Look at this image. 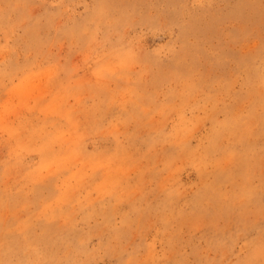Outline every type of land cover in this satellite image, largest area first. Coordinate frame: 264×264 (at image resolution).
Returning a JSON list of instances; mask_svg holds the SVG:
<instances>
[{"label": "rangeland", "instance_id": "1", "mask_svg": "<svg viewBox=\"0 0 264 264\" xmlns=\"http://www.w3.org/2000/svg\"><path fill=\"white\" fill-rule=\"evenodd\" d=\"M0 264H264V0H0Z\"/></svg>", "mask_w": 264, "mask_h": 264}]
</instances>
